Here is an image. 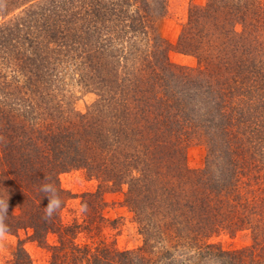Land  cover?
I'll use <instances>...</instances> for the list:
<instances>
[{
    "label": "trees",
    "instance_id": "obj_1",
    "mask_svg": "<svg viewBox=\"0 0 264 264\" xmlns=\"http://www.w3.org/2000/svg\"><path fill=\"white\" fill-rule=\"evenodd\" d=\"M167 9L0 0V226L31 231L48 264H264V0L192 6L175 50L196 67L170 60ZM87 93L96 100L80 113ZM194 143L208 149L204 169L188 166ZM73 170L99 185L82 196L83 221L66 225L59 177ZM124 187L142 238L130 250L106 234L120 222L106 217L105 193ZM240 234L250 244L216 242Z\"/></svg>",
    "mask_w": 264,
    "mask_h": 264
},
{
    "label": "rangeland",
    "instance_id": "obj_2",
    "mask_svg": "<svg viewBox=\"0 0 264 264\" xmlns=\"http://www.w3.org/2000/svg\"><path fill=\"white\" fill-rule=\"evenodd\" d=\"M207 0H168L167 15L160 19L159 30L162 37L173 47L169 53L170 60L177 65L196 67L197 62L194 58L183 55L175 50L179 35L183 25L188 18L189 9L194 5H204ZM19 10H17L18 12ZM11 17V15L9 16ZM1 21V18H0ZM79 99L76 101V110L85 113L88 106L93 104L96 96L91 93L84 95L77 94ZM208 155L207 147L202 143H194L188 149L187 163L193 170L204 169ZM1 172V166H0ZM62 188L71 194V199L67 202L61 216L64 224L73 223L75 219L82 222L84 219L82 196L85 193L95 192L98 189V181L89 178L86 171L73 170L60 175ZM127 188L115 193H105L107 207L105 215L110 220H119V234L117 230H106L108 237L116 240L120 249H134L142 244V238L138 233L134 223V216L124 204V194ZM31 231H20L18 235L3 233L0 236V264H19L22 260L18 256L30 257L31 264H48L50 259L49 248L47 245H40L31 241L29 235ZM57 240L55 235H48L47 242L54 245ZM21 242V245H20ZM216 242L221 243L225 249H233L250 244V239L246 234H240L235 239L228 237L219 238ZM22 249V251H21ZM21 259V260H20Z\"/></svg>",
    "mask_w": 264,
    "mask_h": 264
},
{
    "label": "clouds",
    "instance_id": "obj_3",
    "mask_svg": "<svg viewBox=\"0 0 264 264\" xmlns=\"http://www.w3.org/2000/svg\"><path fill=\"white\" fill-rule=\"evenodd\" d=\"M42 191H44L45 193H50V192H55V188L52 185H45L42 188ZM60 206V200L56 199V198H52L49 201V204L47 205V212L49 215H51V213ZM9 208V202H5L0 200V212L6 213L8 211ZM5 229L0 226V236L3 235Z\"/></svg>",
    "mask_w": 264,
    "mask_h": 264
}]
</instances>
